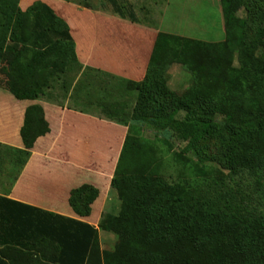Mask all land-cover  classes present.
Returning <instances> with one entry per match:
<instances>
[{
	"label": "trees",
	"instance_id": "obj_1",
	"mask_svg": "<svg viewBox=\"0 0 264 264\" xmlns=\"http://www.w3.org/2000/svg\"><path fill=\"white\" fill-rule=\"evenodd\" d=\"M243 3L220 0L222 41L159 31L144 78L127 81L138 96L128 117L119 119L128 125L112 178L120 209L117 214L105 213L99 225L117 234L114 248L102 250L99 229L88 222L33 208L23 220L12 217L9 227L1 230L0 264H101L102 260L103 264H264V10L257 13L263 23L253 43L247 35L248 18L237 15ZM44 4L38 0L24 10L20 0H0L5 24L2 72L19 98L40 97L51 78L77 60L76 43L69 35L49 44L40 42L38 18L46 21L48 15L50 25L45 26L55 32L69 29ZM173 63L191 71L195 79L181 97L167 85ZM160 95L172 97L175 107L188 109L196 101H207L224 116V123L219 126L214 118L194 113L184 118L170 115ZM99 98L110 118L121 107ZM143 125L186 142L168 165H181L184 170L178 175L161 170L165 151L142 135ZM49 131L43 107L28 106L21 129L24 146L34 147L37 138ZM203 136L217 138L227 147L229 173L189 156L193 141ZM97 196L96 187L83 184L72 190L70 204L87 216ZM15 204L16 210L26 207ZM15 223L20 234L13 230Z\"/></svg>",
	"mask_w": 264,
	"mask_h": 264
},
{
	"label": "crops",
	"instance_id": "obj_2",
	"mask_svg": "<svg viewBox=\"0 0 264 264\" xmlns=\"http://www.w3.org/2000/svg\"><path fill=\"white\" fill-rule=\"evenodd\" d=\"M35 1L20 0V6L26 10ZM40 1L69 25L58 33L46 27L50 25L48 15L46 21L38 18L41 23L35 29L41 32L37 35L40 42L49 44L69 35L76 43L77 60L52 77L35 99L19 98L11 92V81L3 74L0 61V197L14 202L0 201V232L9 227L12 217L23 220L33 208L88 222L100 231L102 216L117 213L118 194L112 178L128 132V125L119 119L128 117L138 96L127 81L144 78L153 42L159 31L165 30L155 23L123 17L118 9L104 10L86 1ZM111 6L119 8L118 0H112ZM4 29L0 17V45ZM99 97L121 106L118 112L107 116L99 106ZM33 104L43 107L50 131L28 149L21 129L26 109ZM83 184L98 189L87 216L78 214L70 204L72 190ZM15 203L26 207L16 210ZM13 230L20 234L16 223Z\"/></svg>",
	"mask_w": 264,
	"mask_h": 264
},
{
	"label": "rangeland",
	"instance_id": "obj_3",
	"mask_svg": "<svg viewBox=\"0 0 264 264\" xmlns=\"http://www.w3.org/2000/svg\"><path fill=\"white\" fill-rule=\"evenodd\" d=\"M78 1L90 2L93 5L102 6L104 10L116 11L111 6L112 0ZM118 3L119 15L128 17L132 21L144 20L150 24H158L161 30L210 42L225 39L220 0H118ZM128 4H132L133 7H127ZM120 10L126 11V15H122ZM259 10H264V0H244L242 8L237 13L240 17L248 18L249 29L247 35L253 43L258 38L257 28L263 23V17L257 16ZM130 12L132 13L130 14ZM235 64H239L237 58ZM166 79L169 89L176 97L184 96L195 81L193 73L179 63H173L170 66ZM158 97L160 101L165 103L166 111L177 118H184L194 113L214 118L219 126L224 123V116L215 112L207 101H196L188 109L184 106L175 107L172 97L162 95ZM141 129L145 138L153 140L161 150L165 151V160L160 163L161 170L171 173L173 176L178 175L182 166L175 164L168 167V165L174 163L173 161L181 153L186 142L179 140L176 136L172 137L159 132L148 125H143ZM227 151V147L219 139L203 136L193 141V149L189 156L215 166L220 172L229 173ZM116 202L118 213L120 209L118 198ZM98 237L99 246L102 250H112L114 248L117 240L115 232L101 229ZM101 264H103V260Z\"/></svg>",
	"mask_w": 264,
	"mask_h": 264
}]
</instances>
